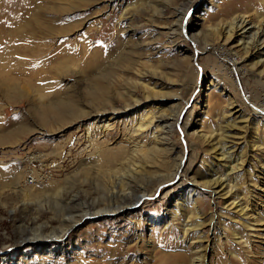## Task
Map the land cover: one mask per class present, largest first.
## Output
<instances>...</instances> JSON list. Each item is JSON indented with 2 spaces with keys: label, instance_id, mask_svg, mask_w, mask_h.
Returning <instances> with one entry per match:
<instances>
[{
  "label": "rangeland",
  "instance_id": "obj_1",
  "mask_svg": "<svg viewBox=\"0 0 264 264\" xmlns=\"http://www.w3.org/2000/svg\"><path fill=\"white\" fill-rule=\"evenodd\" d=\"M238 13L264 26V0H0V264H264V71L240 31L225 35ZM180 105L171 132L157 120L134 132ZM221 125L229 154H246L230 178L247 215L207 186L231 164L204 138ZM141 144L159 149L148 196L139 184L109 200ZM180 160L182 178L157 190ZM127 202L58 245L19 241L58 232L74 205Z\"/></svg>",
  "mask_w": 264,
  "mask_h": 264
},
{
  "label": "bare ground",
  "instance_id": "obj_2",
  "mask_svg": "<svg viewBox=\"0 0 264 264\" xmlns=\"http://www.w3.org/2000/svg\"><path fill=\"white\" fill-rule=\"evenodd\" d=\"M178 14L180 15L182 13H178ZM183 15L179 16V19L181 21L179 22V24L177 23L178 28H180L181 31H182V28H183V30H186V28H187V27H185V25L184 26L182 25L183 21L185 20V19H183V17H184ZM224 30H225V35L228 37V39L232 38L233 35L238 33V31H240V41L243 42V44H242L243 50H245L246 53H249L253 50L256 51V53H258V58H259V62H258L259 67L263 68L262 70L264 71V26H262V24L255 25L253 22V19L247 18L244 14L238 13L235 16H233V19L229 23L224 25ZM232 56H236V58H234V60H235L234 62L236 65L238 63H241V62L246 60L236 53L232 54ZM254 76H256V75H254ZM144 88L146 90H149V94H150L151 89L147 86H145ZM148 96H150V95H148ZM135 100H137V99H135ZM180 106L172 109V113L169 115H167L165 113H159V115H156L153 113L151 115L146 116L144 122H139L137 125H135L134 132H138V133L143 132L145 129L152 126L154 124V122H156V120L159 121L158 125H161L164 123L170 124L169 131L171 132L172 127H174V125L178 122V120L185 117V114L184 115L182 114V110H181L182 106L181 107ZM259 112L264 113V109L259 111ZM83 113H85V112H83ZM192 116H193L192 113L187 114L186 121L184 124V131H186V129L188 128V125H189L188 123H189ZM228 133H229L228 130H225V128L221 125L220 129L213 130V131H211L210 134L204 135L205 140L212 142V150L214 152L219 151L220 158L226 159V160L230 159L231 164H233L232 166H231V164H229L230 168L228 171H225V173H218V170H217L218 177H214V178L210 179L207 186L208 187L216 186L218 188L221 187L220 190L224 191V194L234 196V199H233L230 206L233 205V206H236L237 208H239V210H240L239 212H241L240 213L241 215H247L248 210L250 208L248 203H247L248 201L242 202V200L239 197V192H237L239 185L232 178H230V174L239 167V164L240 163L243 164L245 162L246 159H244V156L246 154H244L242 156H239V155L233 156V155L229 154L230 150L226 147V142L224 141L226 139V134H228ZM137 147H138L137 150H135L136 154H134L132 156L133 158L131 160H129V165H130V168H132V171L128 175H120V173H116V176L120 175L118 178L116 176H112V178H110L109 183H108L109 186L104 191L109 200L113 199V197H115V198H117V200H119L121 198H126L128 196V194L130 195V194L139 193V192H136L134 189L135 187L138 188L139 184L141 186H143V188H138L139 190L142 191V196H145L148 194V192H149L148 184H144L142 179L145 177H149L148 174L145 173L146 167L149 165V163H153V161H150L149 158L152 157L154 160V158H156V153L158 152L159 149L156 145H154L152 147H148L146 144H141V145H138ZM137 157H143V158H145L146 161H144L142 163L138 162V161H136ZM182 165H183L182 160H180V163L178 164V170L176 171L175 174H173L172 176H171V174H169L168 176L167 175L162 176V178L159 179V181L157 183V190H160L163 186L167 185L169 182H174L173 180L176 178L178 179L177 181H179L182 178L181 175L179 174V171H181V169L183 168ZM31 181H32V183H34L35 181L38 182L35 174H31ZM127 191H129V193H127ZM59 194H57V195H59ZM61 199H62V197H61ZM70 200L73 203L75 202L73 199H70ZM92 204L95 205L94 202H92ZM129 204H134V203H128L127 202V203L121 204L120 206L115 207V208L109 207L107 205H104L105 207H101V208H99L98 206H95L93 209V212H91V213H89L87 210L84 211L86 208L85 209L81 208L80 207L81 205H79L78 207L74 205L73 207H70L71 210L68 212L69 217H64L65 219L63 218V220H61L62 224L65 226H64V228L62 227L58 232L55 231L54 233L51 232L50 234L39 233V234L30 235V236H28V235L27 236L26 235L21 236L20 235L19 241L20 240H22V241L28 240V241H32L34 243L50 242V244L52 243L53 245L54 244L58 245L57 244V243H59L58 241H61V242L64 241V238L66 237L67 233L70 231V229H72L73 224L82 220L87 214L97 215V214H101V213L113 212V211H118V210L121 212V211H124V209L126 208L125 206H127ZM73 208H76V210H73ZM259 221H264V220L260 219ZM201 225H202V223H199L197 226H201ZM190 226L191 225H189V227ZM234 233L236 234V231ZM59 245H61L63 247V243H60ZM62 251L64 252V250H62ZM205 255L206 254L203 253L197 257V258H199V260L201 262L200 264H204V260H205L204 258L206 257ZM199 260H197V261H199Z\"/></svg>",
  "mask_w": 264,
  "mask_h": 264
}]
</instances>
